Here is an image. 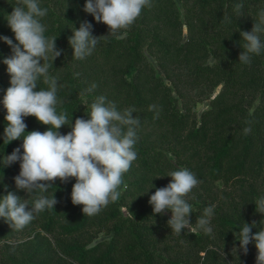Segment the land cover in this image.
Instances as JSON below:
<instances>
[{"label":"trees","instance_id":"16d2710c","mask_svg":"<svg viewBox=\"0 0 264 264\" xmlns=\"http://www.w3.org/2000/svg\"><path fill=\"white\" fill-rule=\"evenodd\" d=\"M85 2L39 0L47 9L41 18L45 36L57 37L62 50L53 65L51 54L46 61L58 79L57 111L66 112L69 121L59 131L67 134L71 120L87 119L90 104L103 95L119 111L135 109L137 159L123 175L119 199L97 214L84 215L83 206L72 203L76 181L70 178L54 182L45 195L54 193L58 203L35 214L23 230L0 218V242L26 237L20 253L6 255L0 264H256L255 243L245 255L238 239L244 223L256 222L252 234L264 227L254 203L264 196V51L247 64L239 55L240 32L252 30L264 0H151L130 27L116 33L86 13ZM17 3L0 0V36L14 43L7 17ZM237 4L243 5L240 12ZM83 21L92 24L99 42L78 60L69 37ZM11 54L0 40V101L10 86L3 59ZM39 88H47L43 78ZM202 100L208 103L197 116L194 107ZM5 116L0 103V198L13 192L31 205L39 193L28 196L16 188L19 161L3 162L23 142H4ZM24 121L26 132L48 130L33 116ZM179 168L199 180L185 197L193 225L181 234L168 226L170 210L154 214L149 204L156 189L170 183L168 173ZM208 206H214L210 233L196 227Z\"/></svg>","mask_w":264,"mask_h":264},{"label":"clouds","instance_id":"9594fccd","mask_svg":"<svg viewBox=\"0 0 264 264\" xmlns=\"http://www.w3.org/2000/svg\"><path fill=\"white\" fill-rule=\"evenodd\" d=\"M145 7H151V0H86L84 11L91 14L96 22L107 25L109 32L116 33L130 27ZM242 8V4L236 5L237 12ZM46 14L47 9L40 6L39 0H19L7 17L16 43L7 36H0L12 53L3 59L10 76V86L0 101L6 110L7 122L3 140L6 144L20 138L23 141L20 147L3 157V162L7 166L19 161L20 172L14 177L18 190L25 191L28 196L39 193L31 205L13 192L0 198V218L18 231L23 230L35 214L54 209L58 203L54 193L51 197L45 193L57 179L67 182L75 178L71 190L72 203L82 205L84 215L97 214L102 207L119 199L123 175L137 159L135 145L139 120L132 115L135 109L119 111L116 104L107 101L103 95L97 96L90 104L87 119L76 118L74 123L71 120V131L67 134L59 131L62 126L69 125V121L66 112L57 111V105L61 103L57 97L58 79L49 74V68L62 50L56 47L57 37L45 36L46 27L41 18ZM92 27L91 23L83 21L78 29L72 31L69 44L74 58L85 59L97 46L99 37L92 34ZM261 33H264V11L259 14V20L251 31L240 32L244 41L240 62L250 63L253 55L264 51ZM49 54L52 65L46 63ZM41 78L47 88L36 90ZM95 87L92 85V89ZM153 108L155 105L150 106V110ZM29 116L48 126V130L26 132L24 118ZM244 131L248 134L250 128ZM167 176L171 177L170 183L156 189L149 204L154 214L170 210L172 216L167 221L168 226L181 234L183 229H191L193 225L189 220L192 208L185 197L199 180L187 168L171 171ZM254 203L256 212L264 215V196ZM213 214L214 206L205 207L203 215L197 218L196 227L210 233L209 218ZM255 225V221L244 223L239 229V249L246 255L247 246L254 242L256 264H264V227L252 234Z\"/></svg>","mask_w":264,"mask_h":264},{"label":"rangeland","instance_id":"374dc122","mask_svg":"<svg viewBox=\"0 0 264 264\" xmlns=\"http://www.w3.org/2000/svg\"><path fill=\"white\" fill-rule=\"evenodd\" d=\"M207 103L208 100H202L195 105L194 110L197 116H199L200 112L207 106ZM123 186H124V181L120 191H122ZM24 240H26L25 235H15V237L13 238L0 242V262L2 261V259H6V255L19 254L21 250L20 244Z\"/></svg>","mask_w":264,"mask_h":264}]
</instances>
